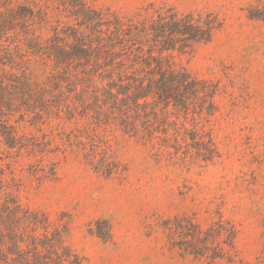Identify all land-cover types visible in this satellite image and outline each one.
Instances as JSON below:
<instances>
[{
  "label": "trees",
  "instance_id": "obj_1",
  "mask_svg": "<svg viewBox=\"0 0 264 264\" xmlns=\"http://www.w3.org/2000/svg\"><path fill=\"white\" fill-rule=\"evenodd\" d=\"M220 26L212 12L171 7L126 18L86 0H0V143L26 157L36 179L55 177L44 157L66 152L104 177L119 174L111 131L182 161H212L218 151L202 121L216 111L217 84L176 68L171 55ZM12 187L0 164V264H79L63 225L22 208ZM188 227L180 249L216 258L220 230Z\"/></svg>",
  "mask_w": 264,
  "mask_h": 264
},
{
  "label": "rangeland",
  "instance_id": "obj_2",
  "mask_svg": "<svg viewBox=\"0 0 264 264\" xmlns=\"http://www.w3.org/2000/svg\"><path fill=\"white\" fill-rule=\"evenodd\" d=\"M86 1L126 18L159 7L216 15L221 26L210 41L174 51L171 60L217 84L216 111L202 124L218 156L182 161L111 131L119 174L104 177L66 152L44 157L56 162L55 177L36 179L27 158L0 143L12 197L50 225L62 224L79 264H264V0ZM189 224L220 230L212 243L216 258L180 249L186 241L180 227Z\"/></svg>",
  "mask_w": 264,
  "mask_h": 264
}]
</instances>
